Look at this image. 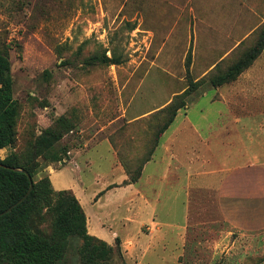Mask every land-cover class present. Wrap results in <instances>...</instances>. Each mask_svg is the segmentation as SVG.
I'll return each instance as SVG.
<instances>
[{
    "label": "rangeland",
    "instance_id": "rangeland-1",
    "mask_svg": "<svg viewBox=\"0 0 264 264\" xmlns=\"http://www.w3.org/2000/svg\"><path fill=\"white\" fill-rule=\"evenodd\" d=\"M263 25L264 0H0V52L9 58L19 103L16 140L0 156L14 154L28 162L34 181L48 176L50 183L43 184L54 189L51 172L67 165L62 179L83 190L91 226L102 221L135 232L140 223L143 236H156L154 221L181 223L180 231L165 233L158 253L147 254L146 264H264V229L233 228L217 210L208 184L219 164L207 147L200 161L185 164L191 176L186 182L199 178L201 186L186 183V191L171 193V199L162 194L154 210L117 208L115 201L125 192L107 191L118 186L108 182L127 173L122 162L135 175L173 123L189 115L199 119L201 108L214 107L210 103L224 106L211 119L219 124L211 137L231 142L236 159L252 156L253 150L264 160V98L246 96L248 79L241 77L264 58V48L233 81L211 83L213 75L246 56ZM191 82L199 85L155 147L159 129L171 117L168 106ZM42 136L51 145L39 155ZM174 154L169 182L176 184L183 164ZM38 200L29 224L51 238L56 214L46 199ZM80 244L72 239L63 264H82ZM104 264L121 260L115 255Z\"/></svg>",
    "mask_w": 264,
    "mask_h": 264
},
{
    "label": "crops",
    "instance_id": "crops-1",
    "mask_svg": "<svg viewBox=\"0 0 264 264\" xmlns=\"http://www.w3.org/2000/svg\"><path fill=\"white\" fill-rule=\"evenodd\" d=\"M241 77L248 79L249 88H245L243 92L246 96L264 98V58L256 59ZM210 104L214 107L208 108L207 106V108L200 109L199 119L189 115L186 119L185 117L179 118L169 127L163 135V142L153 154V158L145 163L142 175L137 182L119 186L127 178L126 174L119 182H108L110 184L118 183V186L107 189V191L121 190L125 192L123 197L120 196L116 199L115 207H124L132 211L139 209L141 205L154 210L162 194H167L168 199H171V193L186 191V183H188V187L201 186L202 182L199 178H193L194 180L186 182V179H190L191 176H187L185 164L189 161H200L202 149L207 147L210 155L219 164L216 176H210L208 187L210 186L209 188L216 196L217 210L222 219L229 226L241 231L264 229V160H261L257 152L253 150L252 156L245 153L248 155H245L243 159H236L231 142L226 140L225 143L220 141L218 143V139L211 137L212 132L219 125L217 121L211 119L220 113L219 107L224 108V106ZM215 106L217 107L215 108ZM226 106L225 108H229L228 105ZM215 145L216 147H214ZM203 146L204 148H202ZM218 146H221L220 150L217 149ZM159 149L161 151L158 157L156 153L159 152ZM174 152H176L177 161L183 164L179 166L178 178L180 180L176 184L169 182L170 164L176 160ZM248 152L250 153L249 150ZM117 165L122 168L120 164ZM66 166L56 168L51 172L52 183L56 184L57 190L71 189L82 204L83 190L73 184H66L62 179L61 172ZM106 185L108 186V184ZM83 208L87 215L88 232L111 245H115L118 239L125 259L133 264H146L147 254L158 253L159 244L166 242L165 233L174 227H177L178 231L183 227L181 223L153 220L157 225L155 227L157 235L155 236L151 232L148 236H143L140 233V223L135 232L127 225L124 226V230H118L106 226L102 221L91 226V214L86 211L84 206ZM125 221L132 222V218L129 220L126 218ZM164 248L166 247L164 246ZM135 254H137V258Z\"/></svg>",
    "mask_w": 264,
    "mask_h": 264
},
{
    "label": "trees",
    "instance_id": "trees-1",
    "mask_svg": "<svg viewBox=\"0 0 264 264\" xmlns=\"http://www.w3.org/2000/svg\"><path fill=\"white\" fill-rule=\"evenodd\" d=\"M263 48L264 25L257 43L246 56L226 72L213 75L211 83L220 85L236 79L245 68L252 64ZM198 85L199 82H191L189 88L170 103L167 111L171 113V117L159 129L155 147L160 136L173 122L178 109L186 105L185 97ZM18 113L19 103L13 94L10 61L7 54L0 52V150L12 146L16 140ZM46 134L55 135L50 129H47ZM50 145V138L42 136L37 143L38 154H44L43 146ZM152 153L153 149L143 160L142 166L135 175H132L133 172L122 162L128 175L122 185L134 183L140 178L143 166L150 160ZM16 168L24 169L29 173L33 180V189L22 202L0 216V264H63L69 252L70 243L75 237L81 239L78 254L82 264H104L111 261L115 255L120 258L121 264H129L124 259L118 239L115 245H111L88 232L87 215L71 189L57 190L51 186L45 187L43 182L50 183L48 176L40 181H34L33 167L28 162L19 160L14 154L0 156V212L19 201L30 188L31 182L28 175ZM40 197L46 199V207L53 209L56 214L54 233L51 238L40 235L29 224L30 213L36 205L35 200Z\"/></svg>",
    "mask_w": 264,
    "mask_h": 264
},
{
    "label": "water",
    "instance_id": "water-1",
    "mask_svg": "<svg viewBox=\"0 0 264 264\" xmlns=\"http://www.w3.org/2000/svg\"><path fill=\"white\" fill-rule=\"evenodd\" d=\"M16 169L17 170H21V171H23L24 173H26L28 175V177L30 179V182H31L30 188H29L28 192L21 199H19V201H17L16 203L12 204L6 210L0 212V216H2L5 213L11 211L18 203L22 202L26 198V196L30 193V191L33 189V180H32V177L29 175V173L26 170H24V169H20V168H16Z\"/></svg>",
    "mask_w": 264,
    "mask_h": 264
}]
</instances>
